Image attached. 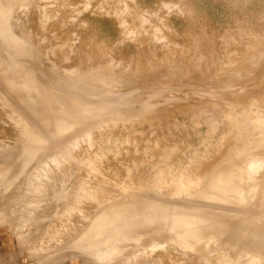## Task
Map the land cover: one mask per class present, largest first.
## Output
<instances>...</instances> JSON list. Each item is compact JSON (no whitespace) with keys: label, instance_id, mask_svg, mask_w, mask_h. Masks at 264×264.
Returning a JSON list of instances; mask_svg holds the SVG:
<instances>
[{"label":"rangeland","instance_id":"1","mask_svg":"<svg viewBox=\"0 0 264 264\" xmlns=\"http://www.w3.org/2000/svg\"><path fill=\"white\" fill-rule=\"evenodd\" d=\"M0 231V264H264V0H0Z\"/></svg>","mask_w":264,"mask_h":264},{"label":"bare ground","instance_id":"2","mask_svg":"<svg viewBox=\"0 0 264 264\" xmlns=\"http://www.w3.org/2000/svg\"><path fill=\"white\" fill-rule=\"evenodd\" d=\"M8 212V211H7ZM141 214L143 215V217H141L142 219H143V222H148V224L149 223H153V224H156V230L154 229V230H152L154 233H155V235H157L158 233H159V231H160V229H158V218H160V214H159V211H158V209L157 208H151V209H147V208H143L142 210H141ZM5 219V218H4ZM99 221H101V220H99ZM200 223V221L198 222L197 220L196 221H194L193 223H188V226L190 227V226H192V225H197V224H199ZM95 229V227L93 228V227H91V231H89L87 234H86V236H84L83 237V239L82 240H87V239H92L93 238V234L95 235V233H93V230ZM96 230H98V233H100V231H104L105 229H104V227H100V226H97V228H96ZM151 231V232H152ZM117 234H119V232L118 231H116V232H113V236H115V238H117ZM7 235V236H6ZM10 234H8V233H4V234H1V237H2V239L3 238H5V239H3V241H4V246H6V247H3V244H2V242L3 241H1L0 240V247H1V249H0V251H3L2 250V247H3V249H5V248H8V247H10L11 249H12V251L11 252H7L6 254H10V253H12L13 251H15L14 250V248H13V246H14V244H13V241H14V238H12V235H10ZM6 236V237H5ZM115 238L113 239V240H115ZM256 239V238H255ZM254 239V240H255ZM258 240L256 241V243H258L259 245H262V239L260 238V237H258L257 238ZM262 241V242H261ZM16 243V242H15ZM253 245V244H252ZM253 246H257V245H253ZM258 247V246H257ZM9 249V248H8ZM116 250H117V247L115 248V251H114V253L116 252ZM7 251V250H6ZM9 251V250H8ZM3 253H5L4 251H3ZM78 261V262H80L79 264H81V260H79V258H72L71 260H69V262H68V264H70L72 261ZM75 264V263H74Z\"/></svg>","mask_w":264,"mask_h":264},{"label":"crops","instance_id":"3","mask_svg":"<svg viewBox=\"0 0 264 264\" xmlns=\"http://www.w3.org/2000/svg\"><path fill=\"white\" fill-rule=\"evenodd\" d=\"M51 261L49 262H44V264H49ZM57 262V261H56ZM50 264H54V262H51ZM58 264V263H57Z\"/></svg>","mask_w":264,"mask_h":264},{"label":"water","instance_id":"4","mask_svg":"<svg viewBox=\"0 0 264 264\" xmlns=\"http://www.w3.org/2000/svg\"><path fill=\"white\" fill-rule=\"evenodd\" d=\"M4 232V231H3ZM0 233H1V231H0ZM2 239V238H1ZM5 239V238H4ZM72 264H74V263H72ZM75 264H77V262L75 263Z\"/></svg>","mask_w":264,"mask_h":264}]
</instances>
